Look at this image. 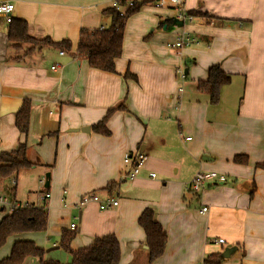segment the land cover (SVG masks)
<instances>
[{"label":"crops","instance_id":"0c3cea01","mask_svg":"<svg viewBox=\"0 0 264 264\" xmlns=\"http://www.w3.org/2000/svg\"><path fill=\"white\" fill-rule=\"evenodd\" d=\"M114 1L0 3L15 5L13 16L27 22L33 40H70L75 50L82 29L111 25L102 10ZM185 6L191 22L153 1L132 14L114 72L52 46L14 47L0 15V154L26 142L33 163L16 178L0 180V211L10 213L14 204L48 210L45 233L13 234L7 252L28 240L45 250L46 259L70 264L72 254L60 242L74 223L72 250L114 234L118 264H206L212 254L220 264H264V0H185ZM184 34L190 45L168 47ZM214 65L231 75L216 105L198 89ZM25 101L32 106L27 135L16 126ZM110 108H117L107 123L110 134L94 131ZM138 151L148 160L130 180L124 154ZM237 155L248 162L237 163ZM210 171L227 181L193 190L196 174ZM25 178L36 180L40 191L31 188L33 199L17 201ZM91 193L119 204L105 210L95 202L80 205ZM145 209L154 210L167 234L163 256L152 263L138 222Z\"/></svg>","mask_w":264,"mask_h":264},{"label":"trees","instance_id":"16d2710c","mask_svg":"<svg viewBox=\"0 0 264 264\" xmlns=\"http://www.w3.org/2000/svg\"><path fill=\"white\" fill-rule=\"evenodd\" d=\"M152 0H115L112 6L102 10L103 14L111 17V25L102 29H82L79 42L75 50L70 40L53 42L51 40L36 41L28 35V24L24 20L13 16L8 23L9 39L14 47L24 43H31L33 47L52 46L73 57L85 58L90 66L105 71L116 70V60L121 56L123 49L124 28L128 18L136 13L142 5ZM192 14V12H190ZM193 15V14H192ZM231 81V75L225 72L219 65L211 66L206 80L198 83V89L208 93L211 104H218L221 99L222 89ZM31 102L25 101L16 115V126L19 131L27 135L30 127ZM117 108H110L107 114L98 123L93 125V130L103 135H109L107 123ZM237 163L246 164L248 157L237 155ZM33 163L28 157V145L22 142L15 151L0 154V180L16 178L24 169L31 168ZM264 168V163L259 164ZM15 188L9 192L14 194ZM144 230L146 245L148 247L149 262H155L163 256L167 234L156 220L153 209H145L138 220ZM48 226V210L45 207L27 205L13 210L0 221V248L7 239L17 233L44 231ZM76 235L75 230H64L61 236V247L72 254L70 264H118L121 259V246L114 234L96 237L93 242L84 248L72 250L70 243ZM45 250L39 248L35 242L21 240L14 243L11 254L2 260L0 264H23L28 257H37L40 264H63L57 260L46 259ZM218 254L209 255L205 259L206 264H220Z\"/></svg>","mask_w":264,"mask_h":264},{"label":"built area","instance_id":"2783aa9c","mask_svg":"<svg viewBox=\"0 0 264 264\" xmlns=\"http://www.w3.org/2000/svg\"><path fill=\"white\" fill-rule=\"evenodd\" d=\"M141 1V0H135ZM153 3L158 7H170L176 10V16L180 21H193V15L187 10L185 6V0H152ZM15 9V5L13 3H0V15L4 18L5 22L10 23L13 18V12ZM192 43V39L190 38L189 34H184L179 36L175 41L169 42L168 46L171 49H182ZM63 53V52H62ZM178 74L182 79L186 78V74L183 69L177 70ZM148 160L147 155L142 152L138 151L135 154L130 152H126L124 154V164L130 165L131 169L127 174V177L130 180H134L141 172L142 168L146 165ZM151 177H156V174L152 172ZM211 182H218L224 183L227 181V176L222 173H218L215 171L210 172H199L196 174L194 179L192 180V189L196 192L201 191L205 184ZM13 184H16V180L13 179ZM50 194H46L43 199L48 198ZM90 202H95L99 205L100 209L105 210L110 207L118 206L119 202L118 199L115 197H109L106 199H102L98 194L91 193L84 195L80 201V205H85ZM24 204H14L11 207V210H17L19 208L25 207ZM208 210L207 207H204L200 210L201 213H205ZM70 228L74 230L76 228V224L72 223ZM219 243H224V239H218Z\"/></svg>","mask_w":264,"mask_h":264},{"label":"rangeland","instance_id":"374dc122","mask_svg":"<svg viewBox=\"0 0 264 264\" xmlns=\"http://www.w3.org/2000/svg\"><path fill=\"white\" fill-rule=\"evenodd\" d=\"M169 48L171 49V47H169ZM36 183H37L36 180L35 181H28V179L25 178L22 181V179H19V184H18L17 192H16V200L26 202L29 199H33V197L36 196V193H34L31 190L40 191L39 187H41V186L37 185ZM31 188H33V189H31ZM7 213H8L7 210L0 211V221L5 216V214H7ZM24 233H27V232H24ZM44 233H45V230L44 231H38V234H44ZM11 236H13V235H11ZM11 236L7 239V242L0 248V260L7 258L11 254L12 245L10 247V250L7 252V249H9V244L13 240V237H11ZM44 238L48 239V236L46 237L44 235ZM33 258L34 257L28 258V261H26V264H33L32 263ZM34 259L36 260L37 258H34Z\"/></svg>","mask_w":264,"mask_h":264},{"label":"water","instance_id":"95a60500","mask_svg":"<svg viewBox=\"0 0 264 264\" xmlns=\"http://www.w3.org/2000/svg\"><path fill=\"white\" fill-rule=\"evenodd\" d=\"M182 23L184 22V21H181ZM90 128H87V130H89ZM48 176V175H47ZM220 257V256H219Z\"/></svg>","mask_w":264,"mask_h":264}]
</instances>
